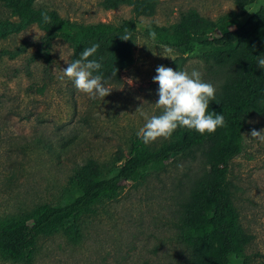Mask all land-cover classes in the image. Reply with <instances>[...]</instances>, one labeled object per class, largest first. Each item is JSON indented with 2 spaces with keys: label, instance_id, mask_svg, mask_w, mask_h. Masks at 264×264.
I'll return each instance as SVG.
<instances>
[{
  "label": "rangeland",
  "instance_id": "obj_1",
  "mask_svg": "<svg viewBox=\"0 0 264 264\" xmlns=\"http://www.w3.org/2000/svg\"><path fill=\"white\" fill-rule=\"evenodd\" d=\"M100 1L35 0V5L56 9L63 18L84 25L140 22L131 40L115 41L109 69L96 74L112 89L104 98H92L78 91L71 79L58 78L66 62L74 61V46L66 38L55 40L50 49L51 79L37 54L36 43L44 32L36 24L0 38V51H10L0 58V223L32 214L43 204L71 200L80 193L73 183L78 174L87 180L111 175L129 156L131 140L147 119L162 114L155 106L158 66L189 74L196 69L220 95L233 52L216 53L214 46L196 44L182 53L156 43L146 25L173 29L194 9L198 16L192 30L215 38L264 6V0H151L156 3L154 13L139 16L131 6L105 9ZM258 103L264 106V95ZM240 116L243 149L231 161L228 178L242 245L230 264H264V142L250 136L252 129H264V114ZM224 129L218 127L216 137L222 139ZM175 140L172 134L148 145L157 150ZM217 152V142L208 141L161 168L146 170L127 182L118 198L75 222L79 241L59 230L40 237L32 258L13 261L0 252V264H187L193 254L183 237L187 204L209 167L208 157Z\"/></svg>",
  "mask_w": 264,
  "mask_h": 264
},
{
  "label": "trees",
  "instance_id": "obj_2",
  "mask_svg": "<svg viewBox=\"0 0 264 264\" xmlns=\"http://www.w3.org/2000/svg\"><path fill=\"white\" fill-rule=\"evenodd\" d=\"M120 5L131 6L141 15H152L156 3L151 0H101L105 9ZM42 13L51 18L45 22ZM198 13L191 9L173 29L150 23L145 30L155 32L158 44L169 46L182 53L190 52L196 44L214 46L216 53L233 52L229 71L220 84V95H215L207 109L208 113L223 114L225 131L223 138L216 133L200 134L186 127H178L172 133L175 141L152 150L141 137L131 140L129 156L118 165L111 175H101L87 180L78 174L73 183L80 193L63 204H43L25 217L0 223V252L13 261L32 258L34 247L40 237L63 230L72 241H79L81 232L75 222L95 213L99 204L119 197L126 183L140 178L150 168H161L176 156L193 151L208 141L217 142L218 152L209 156L207 169L190 193L185 219L184 241L193 254L187 264H230L231 257L241 250L242 237L236 225L234 207L231 203L229 166L243 149V112L257 111L264 114V106L258 100L264 95V69L257 66V57H264V6H261L245 22L235 21L219 36L210 38L195 33L192 24ZM36 24L44 33L38 44V55L44 59V73L51 79V47L58 38H66L75 49L73 59H79L84 49L98 44L96 61L99 70H108L110 51L115 41L125 34L138 31L140 22L124 20L115 26L109 23L84 25L63 18L56 9L35 5V0H0V38L22 31ZM10 51L1 49L0 58ZM13 56V55H12ZM12 58V57H11ZM93 60L92 56L88 58ZM98 71L93 72L94 75ZM221 165V169L218 166ZM218 242L217 245H214Z\"/></svg>",
  "mask_w": 264,
  "mask_h": 264
},
{
  "label": "clouds",
  "instance_id": "obj_3",
  "mask_svg": "<svg viewBox=\"0 0 264 264\" xmlns=\"http://www.w3.org/2000/svg\"><path fill=\"white\" fill-rule=\"evenodd\" d=\"M42 16L45 22L51 19L47 13H42ZM150 35L155 39V32ZM120 38L124 41L131 40L128 34ZM98 48V44H93L82 51L79 59L71 63L65 61L67 67L61 69L58 76L61 81L66 77L71 79L78 91L89 94L92 98H104L112 91L104 85L101 75H93V72L101 68V63L88 58L93 56ZM257 66L264 69V57H257ZM201 75L196 69L189 74L187 71L173 70L164 65L156 68L153 82L157 83L159 88L155 106L162 109V114L147 119L146 124L137 133L145 144L161 137L169 138L178 127H186L204 134L213 133L218 127L225 125L223 114L207 112L210 101L215 99L216 90L212 84L203 82ZM250 136L264 142V129H252Z\"/></svg>",
  "mask_w": 264,
  "mask_h": 264
}]
</instances>
